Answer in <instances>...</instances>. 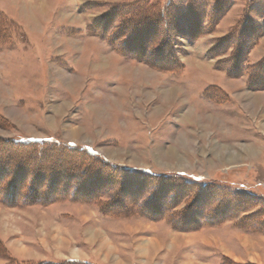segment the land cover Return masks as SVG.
Returning <instances> with one entry per match:
<instances>
[{
	"label": "rangeland",
	"instance_id": "374dc122",
	"mask_svg": "<svg viewBox=\"0 0 264 264\" xmlns=\"http://www.w3.org/2000/svg\"><path fill=\"white\" fill-rule=\"evenodd\" d=\"M0 31V138L74 143L134 172L118 199L64 178L79 160L52 153L18 184L24 156L0 147V264H264V0H0ZM171 50L178 72L162 67ZM54 185L56 200L3 202Z\"/></svg>",
	"mask_w": 264,
	"mask_h": 264
},
{
	"label": "trees",
	"instance_id": "16d2710c",
	"mask_svg": "<svg viewBox=\"0 0 264 264\" xmlns=\"http://www.w3.org/2000/svg\"><path fill=\"white\" fill-rule=\"evenodd\" d=\"M159 21H161V20H159ZM159 25H157L156 27H158ZM126 27L128 28V24L126 25ZM126 27H124V28H126ZM124 28H122L123 30L120 31L121 32L120 35L122 36V38L121 37L118 38V36L117 37L115 36L113 39H111L109 41L111 44H113L112 43L113 40H115L117 42V41H119L120 38L124 39L127 36V34H128L127 31L129 29H127V28L124 29ZM155 29H157V28H155ZM157 30H160V29H157ZM125 31H126V33L124 34ZM191 33H192L191 35H194L193 32H191ZM0 36H1V31H0ZM169 53H170V51H169ZM168 57H169V60H167L166 66H162L159 63H156V64L161 65L162 67H165L166 70H168V71L178 72L179 69L181 68V65H179V62L176 60V56L174 55L173 51L171 52L170 55H168ZM262 69L264 71V67L261 68V71H262ZM259 78L260 77H258V79ZM261 80H264V76H263V79L261 77ZM255 83L257 84V79H255ZM0 147H8V148L14 150L16 154H18V155L21 154V156H24V159L18 161L16 164L15 163H13L12 165L10 164V170L9 171L12 172L11 174H13V178H14L15 182H17V183L19 182L18 184H21L24 179L29 178V176H26V174H25L27 171H29V169L31 171L30 173H33L32 171H34V172L37 171V169L33 170L32 164H29V163H31L30 159H33L34 157H36V158L37 157H43V158L48 157V156H50V154L53 153L52 158L54 161L58 157H62L66 154H69L72 157H76L79 160L78 162H74V160H73L70 163H67V165L64 163L65 167H63L64 170H63L62 176L64 178H72V176H76V174H77V176L82 175V176H84L83 177L84 181H85V179H86V181H87V179H90L96 185H98V186H96V189L94 192H98L99 190H102L104 188H106V190H110V188L112 187L111 189L116 190V192L114 194L116 196L119 194L118 199H120V197L122 198L125 195V191H126L127 187L132 188L130 186V184L128 183L129 181H126V182L120 181V177L127 178L129 173L134 174V172H132V170H129V169H126L123 167H119L117 165H113L107 159L101 157L99 154L94 152L89 147L77 146L75 144H69V145L65 146V145L61 144L60 142L55 141V140H51V139H29V138H14V139H10V140L0 138ZM53 149L56 152L55 151L53 152ZM5 160L8 161V159H5ZM5 160L0 159V171H2V167L5 164V162H4ZM72 162H74V163H72ZM35 167H37V166H34V168ZM77 169L79 171L80 170L81 171L79 172ZM37 173H39V172H37ZM54 173H53V171L50 173L48 172V174L50 176L46 175V178L50 179L51 181L54 179H57L58 174L57 173L54 174ZM142 173H144L148 176L151 175L148 171H144ZM39 174H42V173H39ZM121 174H123V175H121ZM139 174H141V173H139ZM40 177H42V175H40ZM130 177L133 178L135 176L131 175V176H129V178ZM137 178H138V176H136L135 181L140 182L137 180ZM134 185H139V184H134ZM59 188H61V187H59ZM54 189L55 190L53 192H50V193H48V192H42L41 193L39 191V189L36 190V189L32 188V186H31L29 188L28 192L24 196L21 194L20 195L18 194L17 196L6 198L3 202H9V200H11V199H13V200L17 199L18 196H19L18 199L23 198L24 202H29V203H37L39 201L44 202L45 200L40 198L42 195L46 196L45 199H47V201H49L51 198H53V200H56V196L54 197V195L56 194V191H58V190L55 187V185H54ZM60 191L63 194H65L66 188H62V190H60ZM91 191H93V190H91ZM0 193L3 194L4 191H2L0 189ZM136 194L137 193H135V195ZM46 202H44V203H46ZM152 208L154 209L155 206ZM15 264H88V263L70 260V261H66V262H62V263L37 262V263H15Z\"/></svg>",
	"mask_w": 264,
	"mask_h": 264
},
{
	"label": "crops",
	"instance_id": "0c3cea01",
	"mask_svg": "<svg viewBox=\"0 0 264 264\" xmlns=\"http://www.w3.org/2000/svg\"><path fill=\"white\" fill-rule=\"evenodd\" d=\"M9 1L11 2V0H9ZM44 11H45V10H44V6H41V10H39L38 12H36L37 14H36V13H31V14H28L27 17H28V18H31L32 22H33V20H34V22H35V20L37 19V17H41V16H42V13H44ZM33 18H35V19H33ZM59 33H61V34L63 33V28L61 29L60 32H58V33H56V34L54 35V39L52 40V43L50 44L51 49H52L53 52H55L54 47H53L54 44H55V41H58V40L65 41V40H67V39H65V38L63 39V35H62L61 38H60V37L58 36ZM68 41L70 42V40H68ZM71 41H72V40H71ZM0 51H1V48H0ZM54 55H55V53H54ZM1 56H2V55H0V60H1V58H2ZM54 57H55V56H54ZM53 59H54V58H53ZM53 59L50 61V63L53 61ZM79 59H80V58H79ZM69 61H70L69 59L66 60V59L64 58V59L60 60V63H61V64H65V66H76V67H78L77 65H74V64L69 63ZM77 62H78V61H76V64H77ZM50 63H49V68H50ZM90 63H91V60H90ZM91 65H93V64H91ZM0 66H1V62H0ZM51 71H52V70L50 69V74H51ZM52 73H53V74H54V73H57L58 76H59V73L63 74V73H64V70H62V69H60V70H59V69H55L54 72L52 71ZM65 73H66V72H65ZM65 73H64V75H65ZM57 74H56V75H57ZM64 75H62L63 78H61L60 76H59V77H60L61 79L64 80ZM50 79H51V75H50ZM50 84H51V82H50ZM1 87L3 88V87H5V86H4V84H2V82L0 81V97H2V95H1V90H2ZM51 89L53 90V87H52ZM51 89H50V86H49L48 91H50ZM7 91H8V90H7ZM49 95H50V93H49ZM11 103H12V101H11ZM173 103H175V101H174ZM173 103H171V104H173ZM12 104L15 106L14 103H12ZM63 104H67V103H66L65 101H63L62 103H58V104L51 105V108L48 107V106H49V104H48V105H47V110H46L45 116L48 115L49 109H51V112H53V113H55V114H58V113H56V112L54 111V109H55L56 106L61 107ZM171 104H170V105H171ZM181 104H183V103H181ZM67 105H68V104H67ZM68 106H69V105H68ZM68 106L66 107V109L68 108ZM15 107H17V109L20 110V112H17V115H20V114H21V115H23V114H24V115H30V114L35 113V112H31L30 114H28V113L24 112L23 109H22L20 106H15ZM64 110H65V108H64ZM64 110H63V111H64ZM63 113H64V112H63ZM0 114H3V113L0 111ZM61 114H62V113H59V115H61ZM45 116H44V117H45ZM182 117H184V115H182ZM177 119L180 120V121H182V122H184L185 119L188 120V119H187V116L184 117V118L178 117ZM183 119H184V120H183ZM75 129H77V128H75ZM78 129H79V128H78ZM69 131H70V130H68L67 133H69ZM185 135H186V134H183V135L181 134V135L179 136V143H180V146H182V147H183L184 145L182 144V140H181V139H182L183 136H185ZM41 139H48V138H41ZM186 140H187V139H185V141H186ZM186 142H188V141H186ZM70 144H74V143H70ZM171 148L176 149V146L171 147ZM161 149L163 150L164 148H161ZM169 149H170V148H169ZM177 151H178V150H177ZM177 151H175V150H171L170 153H173V152H174V153H175V156L178 157V159H180V161L185 162L186 159L183 158V157H182V159H181V158H180L181 155H178V154L176 153ZM168 153H169V152H168ZM157 156H158V155H157ZM169 159H170V163L173 162L171 158H169ZM157 161H158V160H157ZM175 161L177 162V159L174 160V163H175ZM186 162H188V161H186ZM188 163L190 164V162H188ZM169 165H170V168L175 167V168L179 169V171H184V170H186L185 168L182 169V168H179V167L175 166V164H169ZM190 169H191V168H190ZM180 173H181V172H180ZM181 175L184 176V174H181Z\"/></svg>",
	"mask_w": 264,
	"mask_h": 264
},
{
	"label": "bare ground",
	"instance_id": "6f19581e",
	"mask_svg": "<svg viewBox=\"0 0 264 264\" xmlns=\"http://www.w3.org/2000/svg\"><path fill=\"white\" fill-rule=\"evenodd\" d=\"M178 92L177 91H165V92H163V94L166 96L165 98H172V97H174L176 94H177ZM67 107V106H66ZM159 111V110H158ZM60 112H61V110H60ZM72 135V134H71ZM244 149V153H245V155H248V156H250V155H252V156H254L255 155V151H256V149H254V147H250V146H244L243 147ZM224 154H227V155H229V159H230V161H235V160H239V159H241L240 158V153H235V152H233V153H230V151L227 149L226 151H225V153ZM167 158L169 159V158H173V159H177V167H180V168H186V163L185 162H182V161H180V159H178V157H176L175 156V153L173 152V153H167ZM5 176V175H4ZM14 189V188H13Z\"/></svg>",
	"mask_w": 264,
	"mask_h": 264
}]
</instances>
